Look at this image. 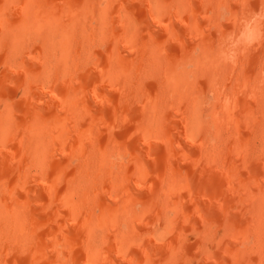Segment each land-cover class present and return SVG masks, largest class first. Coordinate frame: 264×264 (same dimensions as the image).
<instances>
[{"label":"bare ground","instance_id":"6f19581e","mask_svg":"<svg viewBox=\"0 0 264 264\" xmlns=\"http://www.w3.org/2000/svg\"><path fill=\"white\" fill-rule=\"evenodd\" d=\"M218 2L0 0V264H264V48L217 65Z\"/></svg>","mask_w":264,"mask_h":264},{"label":"clouds","instance_id":"9594fccd","mask_svg":"<svg viewBox=\"0 0 264 264\" xmlns=\"http://www.w3.org/2000/svg\"><path fill=\"white\" fill-rule=\"evenodd\" d=\"M216 8L209 29L217 34V65L235 67L250 52L264 48V0H258L257 9L250 7V0H238L236 10L230 9L228 0H219Z\"/></svg>","mask_w":264,"mask_h":264},{"label":"rangeland","instance_id":"374dc122","mask_svg":"<svg viewBox=\"0 0 264 264\" xmlns=\"http://www.w3.org/2000/svg\"><path fill=\"white\" fill-rule=\"evenodd\" d=\"M0 21H1V18H0ZM260 158V157H259ZM226 186V185H225ZM242 189H244V188H242ZM230 191V190H229ZM233 190H231L230 192H232ZM239 195V194H238ZM238 195H236L237 196V198H238ZM240 197V196H239ZM239 206L241 207V204H239ZM221 223V221L219 222V224ZM216 225V224H215ZM252 238H250L249 239V242H250V244L252 243V240H251Z\"/></svg>","mask_w":264,"mask_h":264}]
</instances>
